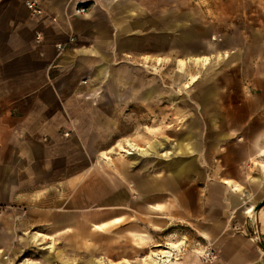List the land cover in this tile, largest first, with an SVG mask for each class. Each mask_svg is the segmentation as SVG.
<instances>
[{"label": "rangeland", "instance_id": "obj_1", "mask_svg": "<svg viewBox=\"0 0 264 264\" xmlns=\"http://www.w3.org/2000/svg\"><path fill=\"white\" fill-rule=\"evenodd\" d=\"M171 5L172 11L175 7L177 11L172 12L169 58L157 62L155 55H123L113 60L108 67L111 81L114 83L119 75L127 80L116 83L126 96L116 99L110 83H103L98 86L99 97L91 100L83 95L78 106L76 93L68 126L55 138L43 140V154L37 157L34 169L0 172V180L7 184L0 187L4 207L0 213V249L10 264H84L91 258L106 264L120 260L150 264L144 261L149 251L170 243H178L172 260H201L195 250L212 245L214 233L245 229L252 216L228 213L230 200L238 193L225 188L224 178L252 192L255 206L264 200V187L250 181L252 176H261L264 182V154H258L264 149V0H171ZM195 54L207 57L206 63L186 59ZM234 67L238 81L230 75ZM235 84L246 96L244 116L229 125L226 119L233 115L226 110V118L218 124L221 134L228 136L210 149L211 136L204 122L209 113L198 97L208 86L223 93ZM83 85L85 93L93 86ZM152 87L155 92L147 102L133 94ZM192 116L202 123L200 146L190 153L196 157V172L171 191L174 194L165 191L162 199L140 202L129 184L137 188V184L153 179L168 181V173L161 166L173 155L141 156L135 162L127 159L128 165L133 163L126 180L117 173L116 164L127 156L113 145L120 141L125 146L129 141L148 148L150 143L165 139L167 147L162 145L160 150L167 149L178 141L175 132L184 130ZM146 158L154 160L143 162ZM91 172L106 184L108 193L122 192L119 203L84 205L82 182ZM75 185L81 189L73 197ZM189 200L192 206L187 207ZM147 204L159 210L150 211ZM59 217H64L63 223H58ZM115 218L120 222L102 228L94 225ZM34 231L49 237L38 244L28 241ZM48 240L54 243L50 250L42 247ZM46 255L53 260L48 262ZM164 259L161 257L157 264H166Z\"/></svg>", "mask_w": 264, "mask_h": 264}, {"label": "crops", "instance_id": "obj_2", "mask_svg": "<svg viewBox=\"0 0 264 264\" xmlns=\"http://www.w3.org/2000/svg\"><path fill=\"white\" fill-rule=\"evenodd\" d=\"M25 1L0 0V172L18 173L34 169L39 162L37 157L43 154V140L55 138L59 131L68 126L70 109L76 106V93L79 98L78 106H81L83 95L91 100L99 97L98 86L103 83H110V90L116 99L119 97L121 100L123 95L126 96L124 90L117 88L116 83H127V80L119 75L114 78V83L111 81L113 75L108 67L113 60L122 59L123 55L135 56L132 58H138V55H155L157 62L169 58L172 12L177 11L176 7L172 11L171 0H36L40 3L43 14L32 17L25 7ZM78 4L87 8L86 14L74 16L73 11ZM178 7L181 8L180 5ZM37 33H41V39H36ZM69 36H74L75 39L71 44L67 43ZM57 43L67 45L58 50ZM186 59H201L206 63L207 57L195 54ZM179 62L183 64L182 60ZM230 75L234 81H238L236 67ZM89 83L93 86L87 93L83 92L86 86L83 84ZM154 92L152 87L134 91L133 94L147 102ZM245 98L236 84L223 93L217 92L215 86L214 90L208 86L199 95L197 101L209 113L204 117V122L207 126L206 133L211 136L210 149L216 148V141L228 136L227 133L221 134L222 128L218 124L226 118V110L233 115L226 119L229 125L243 118ZM240 111L243 113L240 114ZM201 124L196 116L190 117L185 129L175 132L178 141L164 150L160 148L162 145L167 147L165 139L159 143H150L148 148H141L126 140L124 144L127 147L120 141L113 145L114 148L119 145L123 147V151L118 149L127 156L116 164L117 173L126 180H129V168L133 163L128 165L127 159L135 162L141 156L173 155L161 166L168 173V181L153 179L151 182L137 184V188H134L136 184H129L139 195L137 199L140 202L162 199L165 191L174 194L183 180L191 179L197 170V164L196 157L190 153L200 146L198 136ZM45 144L48 149L52 147L48 142ZM130 144H134L139 150H131ZM261 149L263 148L259 149V155ZM102 157L106 158V155L103 154ZM153 160L146 158L143 162ZM110 179L114 180L112 177ZM261 179V176H252L250 181L264 187ZM222 183L225 188L238 193L236 199L229 196L232 200L228 213H252V216L245 229H222L214 233L212 246L218 255L214 264H264V200L255 206L253 193L242 184L229 178H224ZM82 186L84 205L96 204L103 207L119 203L123 196L120 190L117 195L108 193L106 184L100 183L97 175L92 172L85 177ZM0 187H7V184L0 180ZM80 187L81 185L73 186V197ZM147 205L150 211L159 210L154 204ZM185 206H192V201H187ZM110 212L111 210L104 214ZM63 218L59 217L58 223H63ZM119 219L94 225L102 228L112 222L119 223ZM78 229L84 228L79 226ZM43 237L49 235L34 231L29 234L28 241L38 244ZM53 244V241L48 240L42 247L50 250ZM172 257L164 259L166 264H207L199 258L175 261ZM45 259L51 262L53 257L46 255ZM127 262L128 260H120L111 263ZM90 263L106 264L100 258L88 259L84 264ZM129 263L132 264L130 261ZM0 264H10L2 249Z\"/></svg>", "mask_w": 264, "mask_h": 264}, {"label": "built area", "instance_id": "obj_3", "mask_svg": "<svg viewBox=\"0 0 264 264\" xmlns=\"http://www.w3.org/2000/svg\"><path fill=\"white\" fill-rule=\"evenodd\" d=\"M25 7L29 13L30 16L32 17H37V16H41L43 14V9L40 5V3L36 0H26L25 1ZM87 12V8L82 6V5H76V7L74 8V15L75 16H80V15H84L86 14ZM42 38V35L41 33H37L36 34V39H41ZM74 36H69L68 39H67V43H72L74 42ZM67 43H57L56 44V48L58 50H61L63 49ZM4 210V207L3 205L0 203V213H2ZM217 251L216 249L208 244V245H205L203 247V249L200 251V258L201 260L204 262V263H207V264H214L217 260Z\"/></svg>", "mask_w": 264, "mask_h": 264}, {"label": "bare ground", "instance_id": "obj_4", "mask_svg": "<svg viewBox=\"0 0 264 264\" xmlns=\"http://www.w3.org/2000/svg\"><path fill=\"white\" fill-rule=\"evenodd\" d=\"M130 149L131 150H134V151H137L139 150L134 144H130ZM119 149H121V151H123V147H121L120 145L118 146ZM117 148V149H118ZM119 151V152H121ZM125 153V152H124ZM260 153L264 154V149H261L260 150ZM261 165L263 166L264 168V159L263 161L261 162ZM246 192V191H245ZM250 209H248L249 211ZM256 210V208H255ZM178 244H169L167 247L165 248H162V249H158L157 251H150L146 256H145V261L149 260L150 261V264H155L157 263L161 257H165L166 258H169V257H172L173 254H174V250L177 248ZM146 263V262H145ZM90 264H97V263H90ZM124 264H130L129 262L127 263H124Z\"/></svg>", "mask_w": 264, "mask_h": 264}]
</instances>
